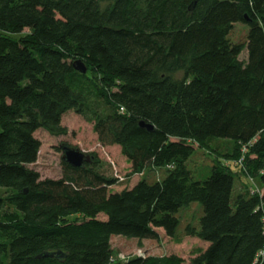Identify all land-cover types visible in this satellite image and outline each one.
<instances>
[{
	"label": "trees",
	"instance_id": "trees-1",
	"mask_svg": "<svg viewBox=\"0 0 264 264\" xmlns=\"http://www.w3.org/2000/svg\"><path fill=\"white\" fill-rule=\"evenodd\" d=\"M194 2L0 0V264H184L174 254L113 261L110 240L157 241L160 230L174 240L177 214L192 203L202 217L185 233L204 250L189 264L257 259L264 0ZM238 23L248 27L242 45L228 39ZM68 112L93 125L99 146L119 149L126 177L163 170L164 178L118 192V177L100 173L90 155L78 169L61 161L60 179L41 180L31 169L35 134H64ZM212 141L230 148L194 179L195 146Z\"/></svg>",
	"mask_w": 264,
	"mask_h": 264
},
{
	"label": "rangeland",
	"instance_id": "rangeland-1",
	"mask_svg": "<svg viewBox=\"0 0 264 264\" xmlns=\"http://www.w3.org/2000/svg\"><path fill=\"white\" fill-rule=\"evenodd\" d=\"M103 7L108 3L101 4ZM248 27L243 23L234 24L229 41L234 44H244L247 38ZM27 33V32H26ZM17 36V35H16ZM16 36L14 38H16ZM247 57L246 51H243L240 58ZM61 128L65 131L64 134H52L46 131H38L35 134L37 140L41 143V148L38 153L37 162L31 167L34 169L41 180L51 179L56 180L61 178V146L67 145L75 150H79L85 155H93L94 161L97 162V169L100 173L105 174L108 178L118 177L119 184L114 186L113 190L123 191L125 188H130L140 179H147L152 183L164 178L163 170H149L145 174L135 177L128 176L129 168L124 157H122L117 147H101L96 141L93 125L81 119L77 114L68 112L62 117ZM207 149L196 148L194 154L190 157L187 168L192 172L194 179H197L198 171L202 166H211L213 163H219V156L225 155L227 149L230 148L227 142L212 141ZM243 181V179H242ZM241 180H235L236 191L241 187ZM261 193L264 194V187L261 188ZM179 218V229L176 239H167L162 230L158 231L159 238L157 241H135L123 239L121 237H112L111 248L113 253V261H127L130 258L142 256H161V255H176L183 261L184 264H189L193 258L194 250H204L203 243L196 238H191L185 233L187 226L196 227L198 219L202 217L201 206L192 203L191 206L181 209L177 214ZM103 220L102 216L98 217ZM77 219H80L77 217ZM202 244H201V243Z\"/></svg>",
	"mask_w": 264,
	"mask_h": 264
},
{
	"label": "water",
	"instance_id": "water-1",
	"mask_svg": "<svg viewBox=\"0 0 264 264\" xmlns=\"http://www.w3.org/2000/svg\"><path fill=\"white\" fill-rule=\"evenodd\" d=\"M74 68L81 74H85L86 72V68L83 66L82 63L78 61L74 62ZM139 127L142 129H146L150 132L153 131V127L146 125L145 123H139ZM60 150L62 154V161L65 164L72 166L73 168H81L84 165L89 164L92 160V157H90V155H85L84 153H81L78 149L75 150L67 145H62Z\"/></svg>",
	"mask_w": 264,
	"mask_h": 264
},
{
	"label": "built area",
	"instance_id": "built-area-1",
	"mask_svg": "<svg viewBox=\"0 0 264 264\" xmlns=\"http://www.w3.org/2000/svg\"><path fill=\"white\" fill-rule=\"evenodd\" d=\"M241 161H239L237 164L240 165ZM263 235H264V230H263ZM262 250L259 252L258 256H257V259L254 261L253 264H261V262H263L264 260V244L262 245Z\"/></svg>",
	"mask_w": 264,
	"mask_h": 264
}]
</instances>
